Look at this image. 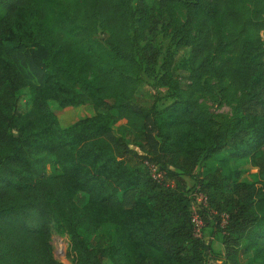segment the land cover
<instances>
[{"label": "trees", "instance_id": "1", "mask_svg": "<svg viewBox=\"0 0 264 264\" xmlns=\"http://www.w3.org/2000/svg\"><path fill=\"white\" fill-rule=\"evenodd\" d=\"M154 3L81 0L66 23L47 27L36 0H0V264H58L48 220L67 236L73 264H204L213 238L192 234L193 193L204 197L201 222H222L214 239L222 261L264 264V0L246 8L238 0ZM178 3L184 18L174 26ZM156 23L162 37L170 34L162 53L151 43ZM184 46L179 84L172 48ZM156 64V83L176 97L160 109L142 107L131 73L152 75ZM203 76L228 84L220 97L234 99L229 117L197 103ZM26 86L29 105L18 113L15 93ZM80 105L65 119L63 109ZM123 125L139 126L141 153L113 134ZM30 152L51 155L59 171L37 173ZM244 158L253 181L238 180L243 168L229 165ZM144 159L169 186L149 177ZM103 223L112 226L110 244L87 245L83 237Z\"/></svg>", "mask_w": 264, "mask_h": 264}, {"label": "rangeland", "instance_id": "2", "mask_svg": "<svg viewBox=\"0 0 264 264\" xmlns=\"http://www.w3.org/2000/svg\"><path fill=\"white\" fill-rule=\"evenodd\" d=\"M148 5H154L155 0H145ZM239 4L243 6L242 8L249 7L248 0H238ZM36 3L41 5L44 9V17L43 21L45 26L53 27L55 23L60 19L63 23H66L67 15L71 14L74 9H76L81 0H36ZM155 13V12H153ZM174 15V26H178L183 18H184V7L182 4H176L173 10ZM75 27L73 25H68L66 33L72 34V31ZM155 32V38L152 40L151 43L154 47L158 48L160 53H162V49L167 43L169 33L164 34L165 36L162 37V29L159 28V23H156L155 28L153 29ZM193 30L189 28V37L192 35ZM93 38L97 41V43H101L102 36L101 34L94 33L92 35ZM87 35L83 36V39H86ZM188 46L179 47V48H172V58L174 62V66L178 67L179 70L175 72L178 73L179 77L178 81L179 84H182L184 78L185 71L180 68V61L186 59L188 57L189 51ZM220 55L227 56V52L220 53ZM160 58H158V62ZM157 62V63H158ZM157 64L155 65L152 75H144L141 74L139 68H136L132 71L131 76L136 81V90L134 92L133 101L138 102L141 104L142 107H145L147 104H152L156 107V109H160L168 102L171 101L172 98L176 97L173 90H169L164 88L163 86L156 83L155 77L153 73L159 74L157 71ZM28 81L32 80L31 77L27 78ZM194 91V97L197 103L202 106L210 115L217 116L222 115L224 117H229L231 113V107L233 106L234 99H232L229 94H226L224 98L220 97V92L223 93H230L228 84L226 81L221 83H215L214 80L208 77H201L196 80V86ZM16 95V104L15 109L16 112L22 113L24 112L28 105H29V95L30 91L28 86L19 89L15 93ZM234 98L236 93L233 94ZM143 103V104H142ZM84 108L83 106H76V107H68L62 110L63 116L65 119L73 120L78 115V110ZM78 109V110H77ZM60 125H65L66 121H59ZM113 134L123 139L130 147L137 150L141 153L136 146V142H140V128L139 126H127L123 125L113 130ZM264 149V143L261 147V151ZM31 164L33 169L37 173H56L59 171L57 164L54 161V158L46 153H37V152H30L29 154ZM230 166L240 165L243 169L242 172L239 174L238 180L249 182L256 179L255 168L248 165V161L246 158L234 160L229 162ZM139 168L143 170L141 165ZM205 172V167L200 164L196 165L193 169V174L197 175L198 177L201 176ZM185 186L188 187L190 184V180L188 178H184ZM79 202H82L80 200ZM199 215V214H198ZM201 220V219H200ZM222 222L220 223L221 226ZM215 225L213 219H208L206 224L201 222L199 227V235L203 237V239L208 238V235L211 236L210 239V248L212 253L208 259L205 260L204 264H225L222 261V254H221V246L220 244L215 241L214 239H218V237L223 232L221 227ZM48 227H49V235H48V243L50 246V252L52 257L58 262V264H73L71 261V253L69 252L68 248V239L67 236L62 233H55L50 220H48ZM83 229H85L83 227ZM193 236H196L194 232H192ZM84 242L89 246H107L110 244L112 240V226L108 223H103L99 228L95 231L89 233L88 235L83 237ZM238 261L240 264H257L258 261L251 260L248 256L239 257ZM103 264H110L107 261H104Z\"/></svg>", "mask_w": 264, "mask_h": 264}, {"label": "built area", "instance_id": "3", "mask_svg": "<svg viewBox=\"0 0 264 264\" xmlns=\"http://www.w3.org/2000/svg\"><path fill=\"white\" fill-rule=\"evenodd\" d=\"M259 38L264 43V28L259 31ZM142 166L148 173L149 177L155 182L162 183L164 186H169L170 183L163 178L162 172L159 171L156 165L149 160H142ZM192 202L190 204V221L192 223V230L196 236H199V227L201 225L200 216L198 215V206L204 205V197L200 193H193L191 195Z\"/></svg>", "mask_w": 264, "mask_h": 264}]
</instances>
